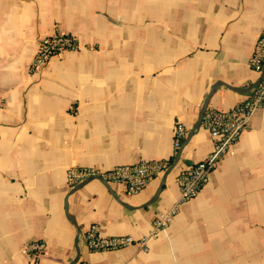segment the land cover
Instances as JSON below:
<instances>
[{
    "label": "crops",
    "instance_id": "obj_1",
    "mask_svg": "<svg viewBox=\"0 0 264 264\" xmlns=\"http://www.w3.org/2000/svg\"><path fill=\"white\" fill-rule=\"evenodd\" d=\"M263 28L264 0H0V264L71 262L69 215L90 264H264V108L148 251L83 243L93 223L141 238L179 199L177 175L212 148L204 126L190 136L199 110L218 82L259 78L249 58ZM56 33L81 48L35 64L40 39ZM251 92L221 85L208 107L230 109ZM163 158L170 166L134 194L121 182H67L73 165ZM35 240L46 245L36 258L26 251Z\"/></svg>",
    "mask_w": 264,
    "mask_h": 264
},
{
    "label": "built area",
    "instance_id": "obj_2",
    "mask_svg": "<svg viewBox=\"0 0 264 264\" xmlns=\"http://www.w3.org/2000/svg\"><path fill=\"white\" fill-rule=\"evenodd\" d=\"M81 44L69 33L46 35L40 39L36 51L35 64H44L51 57L61 55L67 50H78ZM249 65L261 79L252 92L230 109L208 107L203 115L201 125L210 133L212 148L205 158L193 166L182 169L177 175L180 197L171 206L161 210L153 219L151 230L141 238L129 234L104 235L98 223L91 224L83 234V243L90 251L118 250L130 245H136L143 251H148V240L165 229L177 216L183 202L194 198L207 185L210 176L217 168L219 161L228 153L249 127L256 110L264 108V28L259 34ZM186 130L178 124L174 133V144L180 146ZM171 164L169 158L142 159L138 162L116 165L109 169L92 166L73 165L67 169V182L77 185L89 177H96L106 182H121L126 185L127 193L134 194L148 186L154 176L159 175ZM46 245L42 241H32L26 246V251L34 258L43 253ZM75 264H90L78 260Z\"/></svg>",
    "mask_w": 264,
    "mask_h": 264
},
{
    "label": "water",
    "instance_id": "obj_3",
    "mask_svg": "<svg viewBox=\"0 0 264 264\" xmlns=\"http://www.w3.org/2000/svg\"><path fill=\"white\" fill-rule=\"evenodd\" d=\"M263 72H264V69H263ZM262 74H263V73H262ZM262 74L259 75V78H258L253 84H251L250 86H248L247 88H241V87L231 86V85L226 84V83H223V82H218L217 84H215V85L212 87L211 91L209 92L207 98L205 99V101L203 102V104H202V106H201V108H200V110H199L198 118H197L195 124H194L193 127H192V130H191V132H190V136L195 132V130H196L197 128H199V127L201 126V121H202V119H203V115H204L206 109L208 108V105H209V102H210L211 96L213 95V93H214V92H215V91H216L221 85H226V86H228L229 88H231V89H233V90H235V91H239V92L248 91V90H251V89L255 88V87L258 85V83H259V81H260V79H261ZM180 153H181V150H180V152H179V154H178V157H179ZM177 159H178V158H177ZM169 171H170V170H168V171L165 172V174H164V179H165V177L167 176V174L169 173ZM94 179H98V178H96V177H89V178L85 179L83 182H80V184H79L76 188H74V190H76L77 188H79V187L82 186L83 184H86V183H88V182H90V181H92V180H94ZM103 182H106V181H103ZM162 187H163V182L160 184V186H159V188H158V190H157L155 196H154L153 199L151 200V202H153V201L158 197V195H159V193H160ZM151 202H150V203H151ZM66 211H67V213H68L67 204H66ZM69 219H70V220L75 224V226L77 227V234H76V241H75V242H76L77 254H76V257H75L71 262H69L68 264H75V263L79 260L80 255H81V249H80V245H79V238H80V235H81V229L77 226V224H76V222H75V220H74V218H73L72 216L69 215Z\"/></svg>",
    "mask_w": 264,
    "mask_h": 264
}]
</instances>
